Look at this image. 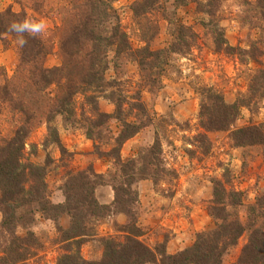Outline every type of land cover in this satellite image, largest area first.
Wrapping results in <instances>:
<instances>
[{"label":"rangeland","instance_id":"rangeland-1","mask_svg":"<svg viewBox=\"0 0 264 264\" xmlns=\"http://www.w3.org/2000/svg\"><path fill=\"white\" fill-rule=\"evenodd\" d=\"M84 1L0 0V12L10 9L22 14L23 19L47 23V32L42 36L48 51L44 65L53 67L61 63L58 40L67 26L87 10ZM105 1L109 16L105 27L115 20V15L119 29L125 33L137 58L139 50L159 51L173 43L176 46L160 76L156 75L150 85L143 78L148 71L141 69L140 72L132 54L121 58L119 67L114 70L112 52L109 50L108 53L105 78L111 80L115 77L121 81L120 89L130 102L134 100L131 94L137 83L141 82V102L148 114L146 118L141 113L144 126L122 143L119 149L121 160L136 159L140 164L147 149L157 142L160 146L158 166L169 170L162 173L164 175L156 183L147 178L132 185L137 192V202L132 206L137 216L136 224L142 231L139 238L150 247L164 242L165 250L175 253L191 245L197 232L213 228L208 211L212 179H219L227 190L240 191L243 204L236 210L240 221L245 222L246 206L254 203L258 195H264V143L236 146L230 130L248 124L264 126V98H257L251 110L240 106L229 129L207 130L199 122V89H212L226 103L247 95L251 79L264 71V0H143L151 2L143 12L132 9L139 0ZM218 34L226 41L221 45L230 46L231 50H216ZM16 63V40L13 35L5 33L0 37V85L13 78ZM47 91L49 96H54L59 87L51 85ZM96 100L100 111L113 112L114 103L107 96L100 95ZM82 102L83 96L75 95V114L67 121L55 115L51 122L65 149L63 153L55 143L43 144L46 125L41 118L35 120L25 140L24 152L30 161L42 164L48 154L50 163L45 181L48 197L53 203L63 202L64 183L71 173L80 169L90 167L105 181L114 178L116 183L122 181L118 167L111 164L105 154L120 128L119 122L109 119L106 122L108 130L102 131L99 138L95 141L87 138L82 127V112H87V106L81 109ZM2 106L0 138H8L18 124L19 115L9 105L4 103ZM122 107L124 120L139 119L136 109L128 108V103L124 102ZM94 143L102 154L97 153ZM94 196L99 203L108 204L110 208L90 217L87 221L90 235L84 236L77 245H71L74 251L79 245V254L88 260L100 257L102 237L119 235L118 228L129 220L115 204H111L113 190L110 183L97 184ZM69 220L66 213L56 221L37 213L30 228L40 237L42 247L22 264H56L58 255L67 251L57 225L67 228ZM17 233L23 234L25 229L17 228ZM246 241L244 233L224 255L222 264H233Z\"/></svg>","mask_w":264,"mask_h":264},{"label":"trees","instance_id":"trees-1","mask_svg":"<svg viewBox=\"0 0 264 264\" xmlns=\"http://www.w3.org/2000/svg\"><path fill=\"white\" fill-rule=\"evenodd\" d=\"M84 2L87 10L67 26L66 32L58 40L60 65L46 67L44 58L48 51L43 38H33L25 33L28 42L23 48L17 45L15 74L12 79L0 85V111L5 103L19 115L13 134L8 138H0V264H22L42 247L40 237L30 228L37 213L54 221L62 213L69 216L67 228L57 225L67 251L58 255L56 264H222L224 255L244 233L247 241L233 264H264V195H258L254 203L246 206V221L241 222L236 210L243 204L240 191L227 190L219 179H212V197L208 206L213 228L197 232L191 245L178 252L168 253L164 242L150 247L139 238L142 231L136 224L137 216L132 206L133 202H137V192L132 185L147 178L156 183L164 175L162 173L169 170L158 166L160 146L157 142L147 149L140 164L136 159L121 160L119 149L122 143L144 126L141 113L146 118L148 114L141 102V82L137 83L131 94L134 100L130 102L126 101L127 96L120 89L121 81L115 77L111 80L105 78L108 53L109 50L112 52L114 70L119 67L121 58L132 54L140 72L141 69L148 71L143 78L150 85L156 75L160 76V71L167 63L168 56L176 51V46L173 43L169 48L159 51L139 50L137 58V54L132 53L125 33L119 29L115 15V20L108 22L109 26L105 27V21L109 18L107 1ZM150 4L139 0L132 5V9L143 12L145 6ZM22 20L23 15L20 13L10 9L1 11L0 37L9 33L6 28L11 22ZM9 34L16 40L15 33ZM215 42L216 50H231L230 46L221 45V42H226L221 35L218 34ZM51 85L59 87V92L54 96L48 95L50 92L47 89ZM199 92L200 125L207 130H226L238 116L240 106L251 110L258 100L264 98V71L257 78L251 79L247 95L239 96L231 103H226L220 94L210 88H201ZM77 94L83 96L81 109L87 106V112H82V127L87 138L95 141L102 131L108 130L107 120L115 119L119 122L120 128L105 154L111 164L118 167L122 181L116 183L115 178L105 181L100 173L93 172L90 167L76 173L70 172L72 176H68L64 183L63 202L53 203L48 197L45 181L50 163L48 154L42 164L30 161L25 155L24 144L35 120L41 118L46 125L43 144L55 143L63 153L65 149L51 122L55 115L67 121L75 114ZM100 95L107 96L114 103L113 112H103L97 108L96 98ZM124 102L128 103V108L136 109L139 119L128 121L121 117ZM230 134L236 146L264 143L262 124L235 127L230 130ZM94 147L97 153L102 154L95 143ZM108 183L113 190L111 204H115L117 210L123 212L129 220L118 228L119 235L102 237L103 247L98 259H84L78 252L79 245L75 251L71 245H77L84 236L90 235L91 229L87 227L90 217L110 208L108 204L99 203L94 196L97 184ZM17 228L25 229V233L18 234Z\"/></svg>","mask_w":264,"mask_h":264},{"label":"clouds","instance_id":"clouds-1","mask_svg":"<svg viewBox=\"0 0 264 264\" xmlns=\"http://www.w3.org/2000/svg\"><path fill=\"white\" fill-rule=\"evenodd\" d=\"M47 23L44 20L25 18L22 21L11 22L6 31L16 34V44L23 48L27 44L25 33L33 38H40L47 32Z\"/></svg>","mask_w":264,"mask_h":264},{"label":"crops","instance_id":"crops-1","mask_svg":"<svg viewBox=\"0 0 264 264\" xmlns=\"http://www.w3.org/2000/svg\"><path fill=\"white\" fill-rule=\"evenodd\" d=\"M168 248V247H167ZM169 250V249H168ZM170 252V251H169Z\"/></svg>","mask_w":264,"mask_h":264}]
</instances>
